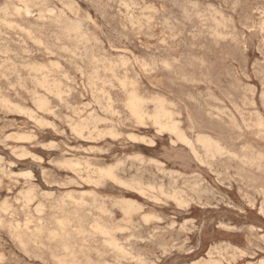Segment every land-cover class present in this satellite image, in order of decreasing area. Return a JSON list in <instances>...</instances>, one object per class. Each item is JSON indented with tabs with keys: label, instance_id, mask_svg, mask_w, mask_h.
<instances>
[{
	"label": "rangeland",
	"instance_id": "374dc122",
	"mask_svg": "<svg viewBox=\"0 0 264 264\" xmlns=\"http://www.w3.org/2000/svg\"><path fill=\"white\" fill-rule=\"evenodd\" d=\"M263 13L264 0H0V264H262Z\"/></svg>",
	"mask_w": 264,
	"mask_h": 264
},
{
	"label": "bare ground",
	"instance_id": "6f19581e",
	"mask_svg": "<svg viewBox=\"0 0 264 264\" xmlns=\"http://www.w3.org/2000/svg\"><path fill=\"white\" fill-rule=\"evenodd\" d=\"M45 1H46V0H45ZM92 1H93V0H92ZM108 1H110V0H108ZM23 2H24V1H23ZM27 2H28V1H27ZM49 2H50V1H49ZM51 2H52V1H51ZM24 3H25V2H24ZM45 3H46V2H45ZM69 3H70V2H69ZM27 4H28V3H27ZM28 5H29V4H28ZM28 5H27V6H28ZM125 5H126V4H125ZM133 5H134V4H133ZM4 6H5V5H4ZM37 6H38V5H37ZM42 7H43V6H42ZM98 7H99V6H98ZM139 7H140V6H139ZM196 7H197V6H196ZM6 8H8V7H6ZM19 8H20V7H19ZM26 8H27V7H26ZM46 8H47V7H46ZM55 8L57 9L56 6H55ZM99 8H100V7H99ZM122 8H123V7H122ZM124 8H125V7H124ZM15 9H16V7H15ZM20 9H21V8H20ZM27 9H28V8H27ZM52 9H53V8H52ZM97 9H98V8H97ZM16 10H18V9H16ZM21 10H22V9H21ZM129 10H130V9H129ZM22 11H23V10H22ZM47 11H48V10H47ZM126 11H128V10H126ZM207 11H208V10H207ZM51 12H52V11H51ZM51 12H50V13H51ZM103 12H104V11H103ZM132 12H134V11H132ZM2 14H3V13H2ZM17 14H18V13H17ZM63 14H64V13H63ZM86 14H87V13H86ZM103 14H104V13H103ZM183 14H184V13H183ZM204 14H205V13H204ZM212 14H213V13H212ZM263 14H264V13H263ZM218 15H219V14H218ZM5 16H6V15H5ZM87 16H88V15H87ZM195 16H196V15H195ZM216 16H217V15H216ZM263 16H264V15H263ZM66 17H67V16H65V17H63V18H66ZM137 17H138V16H137ZM187 17H188V16H187ZM261 17H262V16H261ZM42 18H43V17H42ZM212 18H213V17H212ZM66 19H68V18H66ZM0 20H1V19H0ZM39 20H40V19H39ZM49 20H50V19H49ZM166 20H168V19H166ZM166 20H164V21H166ZM54 21H55V20H54ZM187 21H188V20H187ZM223 21H224V20H223ZM262 21H263V19H262ZM135 22H136V21H135ZM167 22H168V21H167ZM55 23H56V22H55ZM57 23H58V22H57ZM58 24H59V23H58ZM63 24H64V23H63ZM63 24H62V25H63ZM205 24H206V23H205ZM13 25H14V23H13ZM74 25H75V23H74ZM223 25H224V24H223ZM260 25H261V24H260ZM260 25H259V26H260ZM60 26H61V25H60ZM68 26H69V25H68ZM70 26H71V24H70ZM70 26H69L68 28H70ZM72 26H73V24H72ZM75 26H76V25H75ZM77 26H79V25H77ZM84 26H86V25H84ZM168 26H169V25H168ZM218 26L220 27V25H218ZM221 26H222V25H221ZM58 27H59V26H58ZM73 27H74V26H73ZM94 27H95V26H94ZM215 27H216V26H215ZM59 28H60V27H59ZM82 28H83V27H82ZM163 28H164V27H163ZM221 28H223V27H221ZM77 29H78V28H77ZM23 30H24V29H23ZM26 30H27V29H26ZM58 30H60V29H58ZM74 31H75V30H74ZM95 31H96V30H95ZM123 31H124V30H123ZM126 31H127V30H126ZM169 31H171V30H169ZM28 32H29V31H28ZM69 32H70V31H69ZM71 32H72V31H71ZM75 32L77 33L78 31H75ZM79 32H82V31H79ZM116 32H117V30H116ZM121 32H122V31H121ZM131 32H132V31H131ZM133 32H134V31H133ZM179 32H180V31H179ZM212 32H213V31H212ZM2 33H3V32H2ZM217 33H218V32H217ZM259 33H260V31H259ZM131 34H132V33H131ZM206 34H207V33H206ZM29 35H30V34H29ZM32 35H33V34H32ZM73 35H74V34H73ZM79 35H80V34H79ZM88 35H89V34H88ZM117 35H118V34H117ZM119 35H120V34H119ZM146 35H147V34H145V36H146ZM2 36H4V35H2ZM30 36H31V35H30ZM77 36H78V35H77ZM85 36H86V35H85ZM96 36H98V35H96ZM122 36H123V35H122ZM152 36H153V35H152ZM188 36H189V35H188ZM212 36H213V35H212ZM224 36H225V35H224ZM17 37H18V36H17ZM72 37H73V36H72ZM98 37H99V36H98ZM115 37H116V36H115ZM215 37H216V36H215ZM76 38H77V37H76ZM81 38H82V36H81ZM83 38H84V36H83ZM93 38H94V37H93ZM126 38H127V37H126ZM150 38H151V37H150ZM68 39H69V38H68ZM74 39H75V37H74ZM79 39H80V38H79ZM79 39H78V40H79ZM88 39H89V38H88ZM152 39H153V38H152ZM38 40H39V39H38ZM93 40H94V39H93ZM125 40H126V39H125ZM5 41H6V40H5ZM35 41H36V40H35ZM56 42H57V41H56ZM75 42H77V41H75ZM91 42H92V41H91ZM95 42H96V41H95ZM5 43H6V42H5ZM14 43H15V42H14ZM80 43H81V42H80ZM89 43H90V42H89ZM98 43H99V42H98ZM263 43H264V42H263ZM25 44H26V43H25ZM42 44H43V43H42ZM90 44H91V43H90ZM112 44H113V43H112ZM129 44H130V43H129ZM177 44H178V43H177ZM6 45H7V44H6ZM14 45H15V44H14ZM17 45H18V44H17ZM19 45H20V44H19ZM38 45H39V44H38ZM88 45H89V44H88ZM36 46H37V44H36ZM44 46H45V45H44ZM93 46H94V45H93ZM113 46H114V45H113ZM191 46H192V45H191ZM4 47H5V46H4ZM26 47H27V46H26ZM40 47H41V46H40ZM65 47H66V46H65ZM94 47H95V46H94ZM123 47H124V46H123ZM13 48H14V47H13ZM75 48H76V47H75ZM91 48H93V47H91ZM9 49H10V48H9ZM9 49H8V50H9ZM47 49H48V48H47ZM78 49H79V48H77V50H78ZM81 49H82V48H81ZM6 50H7V49H6ZM21 50H22V49H21ZM97 50H98V49H97ZM2 51H3V50H2ZM9 51H10V50H9ZM47 51H48V50H47ZM66 51H67V50H66ZM102 51H103V50H102ZM3 52H4V51H3ZM22 52H23V51H22ZM70 52H71V51H70ZM78 52H79V51H78ZM96 52H97V51H96ZM23 53H24V52H23ZM34 53H35V52H34ZM68 53H69V52H68ZM71 53H72V52H71ZM146 53H147V52H146ZM159 55H160V54H159ZM27 56H28V55H27ZM79 56H80V55H79ZM91 56H92V55H91ZM152 56H153V55H152ZM76 57H77V55H76ZM120 57H122V56H120ZM85 58H86V57H85ZM91 58H92V57H91ZM91 58H90V59H91ZM104 58H105V57H104ZM127 58H128V57H127ZM158 58H159V57H158ZM99 59H100V58H99ZM117 59H118V58H117ZM155 59H156V58H155ZM92 60H93V59H92ZM121 60H122V59H121ZM153 60H154V59H153ZM162 60H163V59H162ZM3 61H4V60H3ZM11 61H12V60H11ZM21 61H22V60H21ZM50 61H51V60H50ZM94 61H95V60H94ZM123 61H124V60H123ZM141 61H142V59H141ZM174 61H175V60H174ZM34 62H35V61H34ZM48 62H49V61H48ZM88 62H89V61H88ZM120 62H121V61H120ZM128 62H129V61H128ZM128 62H127V63H128ZM130 62H131V61H130ZM151 62H152V61H151ZM5 63H6V62H5ZM96 63H97V62H96ZM99 63H100V62H99ZM103 63H104V62H103ZM137 63H138V61H137ZM14 64H15V63H14ZM28 64H30V63H28ZM39 64H40V63H39ZM39 64H38V65H39ZM124 64H125V63H124ZM151 64H152V63H151ZM164 64L167 65L165 62H164ZM202 64H204V63H202ZM34 65H35V64H34ZM41 65H42V64H41ZM49 65H50V64H49ZM54 65H56V64H54ZM102 65H103V64H102ZM115 65H116V64H115ZM139 65H140V64H139ZM146 65H147V64H146ZM42 66H43V65H42ZM56 66H57V65H56ZM98 66H99V65H98ZM122 66H123V65H122ZM122 66H121V67H122ZM163 66H164V65H163ZM26 67H27V66H26ZM103 67H104V66H103ZM131 67H132V66H131ZM13 68H14V67H13ZM17 68H18V67H17ZM17 68H16V69H17ZM30 68H31V66H30ZM34 68H36V67H34ZM38 68H40V67H38ZM41 68H42V67H41ZM52 68H53V67H52ZM56 68H57V67H56ZM56 68H55V69H56ZM154 68H155V67H154ZM168 68H169V67H168ZM5 69H6V68H5ZM5 69H4V70H5ZM80 69H81V68H80ZM112 69H113V67H112ZM143 69H144V68H143ZM145 69H146V68H145ZM165 69H167V68H165ZM1 70H2V69H1ZM6 70H7V69H6ZM20 70H21V69H20ZM25 70H26V69H25ZM30 70H31V69H30ZM44 70H45V69H44ZM169 70H170V69H169ZM40 71H41V70H40ZM46 71H47V70H46ZM94 71H95V70H94ZM98 71H99V70H98ZM105 71H106V70H105ZM144 71H145V70H144ZM7 72H8V71H7ZM31 72H32V71H31ZM50 72H51V71H50ZM50 72H49V74H50ZM150 72H151V71H150ZM16 73H17V72H16ZM96 73H97V72H96ZM17 74H18V73H17ZM19 74H20V73H19ZM34 74H35V73H34ZM45 74H46V73H45ZM80 74H81V73H80ZM93 74H94V73H93ZM98 74H99V73H98ZM28 75H29V74H28ZM32 75H33V74H32ZM262 75H263V74H262ZM6 76H7V75H6ZM6 76H5V77H6ZM16 76H17V75H16ZM16 76H15V77H16ZM43 76H45V75H43ZM66 76H67V75H66ZM95 76H96V75H95ZM17 77H19V76H17ZM33 77H34V76H33ZM36 77H37V76H36ZM244 77H245V76H244ZM7 78H8V77H7ZM29 78H30V77H29ZM46 78H47V77H46ZM53 78H54V77H53ZM53 78H52V79H53ZM92 78H93V77H92ZM203 78H204V77H203ZM31 79H32V78H31ZM41 79H42V78H41ZM50 79H51V78H50ZM103 79H105V78H103ZM245 79H246V78H245ZM35 80H36V79H35ZM67 80H68V79H67ZM105 80H106V79H105ZM30 81H31V80H30ZM33 81H34V80H33ZM37 81H38V80H37ZM44 81H45V80H44ZM87 81H88V80H87ZM23 82H24V81H23ZM25 82H26V81H25ZM25 82H24V83H25ZM123 82H124V81H123ZM260 82H261V81H260ZM8 83H9V82H8ZM35 83H36V82H35ZM41 83H42V82H41ZM46 83H47V82H46ZM50 83H51V82H50ZM50 83H49V84H50ZM52 83H53V82H52ZM81 83H82V82H81ZM88 83H89V82H88ZM118 83H119V82H118ZM133 83H134V82H133ZM44 84H45V83H44ZM53 84H54V83H53ZM61 84H62V83H61ZM107 84H108V83H107ZM122 84H123V83H122ZM11 85H12V84H11ZM33 85H34V84H33ZM37 85H38V84H37ZM50 85H51V84H50ZM54 85H56V84H54ZM59 85H60V83H59ZM59 85H58V86H59ZM102 85H103V84H102ZM112 85H113V84H112ZM112 85H111V86H112ZM12 86H13V85H12ZM15 86H16V85H15ZM21 86H22V85H21ZM26 86H27V85H26ZM39 86H40V85H39ZM41 86H42V85H41ZM90 86H91V85H90ZM118 86H119V84H118ZM132 86H133V85H132ZM122 87H123V86H122ZM3 88H4V87H3ZM8 88H9V87H8ZM13 88H14V87H13ZM22 88H23V87H22ZM22 88H21V89H22ZM32 88H33V87H32ZM44 88H45V87H44ZM44 88H43V90H44ZM52 88H53V87H52ZM90 88H91V87H90ZM110 89H111V88H110ZM112 89H113V87H112ZM132 89H133V88H132ZM24 90H25V89H24ZM58 90H59V89H58ZM63 90H64V89H63ZM90 90H91V89H90ZM12 91H13V90H12ZM60 91H61V90H60ZM92 91H93V90H92ZM98 91H99V90H98ZM98 91H97V93H98ZM207 91H209V90H207ZM15 92H16V91H15ZM15 92H14V93H15ZM52 92H53V91H52ZM52 92H51V93H52ZM60 93H62V92H60ZM63 93H64V92H63ZM130 93H131V92H130ZM130 93H129V94H130ZM6 94H7V93H6ZM93 94H94V93H93ZM101 94H102V93H101ZM132 94H134V95H135V99H137V98H136V94H135L134 91L132 92ZM132 94H131V95H132ZM35 95H36V94H35ZM56 95H57V93L55 94V96H56ZM91 95H92V94H91ZM126 95H127V94H126ZM131 95L128 96L129 99H130ZM18 96H19V95H18ZM42 96H43V95H42ZM102 96H103V95H102ZM0 97H1V96H0ZM43 97H45V96H43ZM91 97H92V96H91ZM109 97H110V96H109ZM133 97H134V96H133ZM198 97H199V96H198ZM252 97H253V96H252ZM32 98H33V97H32ZM106 98H107V96H106ZM131 98H132V97H131ZM36 99H37V98H36ZM39 99H40V98H39ZM92 99H93V98H92ZM101 99H102V98H101ZM133 99H134V98H133ZM133 99H131V100H133ZM138 99L141 101L140 97H139ZM2 100H3V99H2ZM58 100H59V99H58ZM97 100H98V99H97ZM102 100H103V99H102ZM142 100H143V99H142ZM163 100H164V99H163ZM246 100H247V99H246ZM5 101H6V100H5ZM39 101H40V100H39ZM46 101H47V100H46ZM49 101H50V100H49ZM108 101H109V99H108ZM140 101H139V103H140ZM217 101H218V100H217ZM30 102H31V101H30ZM105 102H106V101H105ZM112 102H113V101H112ZM115 102H116V101H115ZM128 102L130 103L131 101H128ZM141 102H142V101H141ZM143 102H144V100H143ZM159 102H160V101H158V103H159ZM161 102H162V101H161ZM161 102L159 103V106H162V103H161ZM218 102H219V101H218ZM243 102H245V101H243ZM36 103H37V102H36ZM107 103H108V102H107ZM116 103H117V102H116ZM145 103H146V102H145ZM148 103H149V102H148ZM151 103H152V102H151ZM158 103H157V104H158ZM251 103H252V102H251ZM16 104H17V103H16ZM32 104H33V103H32ZM39 104H40V103H39ZM42 104H43V102H42ZM42 104H41V105H42ZM46 104H47V103H46ZM100 104H101V103H100ZM130 104H131V105H130ZM130 104H129V106H131V108H132V109H130V112H131V110H132V111H134V113L137 112L136 115L138 114V112H139V114H140V109H139V108H141V107L139 106V104L137 103V101L133 100ZM160 104H161V105H160ZM164 104H165V103H164ZM3 105H4V104H3ZM18 105H20V104H18ZM85 105H86V104H85ZM127 105H128V104H127ZM140 105H142V104L140 103ZM144 105H145V104H144ZM155 105H156V103H155ZM230 105H231V104H230ZM1 106H2V105H1ZM5 106H6V105H5ZM38 106H39V105H38ZM69 106H70V105H69ZM172 106H173V105H172ZM245 106H246V105H245ZM251 106H252V105H251ZM251 106H250V107H251ZM12 107H13V106H12ZM12 107H11V108H12ZM42 107H43V105H42ZM42 107H41V108H42ZM89 107H90V106H89ZM101 107H102V106H101ZM157 107H158V106H157ZM5 108H6V107H5ZM71 108H72V107H71ZM128 108H129V107H128ZM142 108H143V107H142ZM154 108H155V107H154ZM160 108H161V107H160ZM18 109H19V108H18ZM18 109H17V110H18ZM43 109H44V108H43ZM47 109H48V108H47ZM66 109H67V108H66ZM86 109H88V108H86ZM108 109H109V108H108ZM164 109H165V108H164ZM164 109H163V110H164ZM4 110H5V109H4ZM6 110L8 111L7 108H6ZM17 110H16V111H17ZM53 110H54V109H53ZM83 110H84V109H83ZM83 110H82V111H83ZM101 110H102V109H101ZM155 110H156V108L154 109V111H155ZM157 110L160 111V109H158V108H157ZM163 110H162V111H163ZM226 110H227V109H226ZM32 111H33V110H32ZM41 111H42V110H41ZM44 111H45V110H44ZM78 111H79V110H78ZM103 111H104V109H103ZM143 111H144V110H143ZM162 111H161L159 114H161ZM167 111H168V110H167ZM214 111H215V110H214ZM243 111H244V110H243ZM13 112H14V111H13ZM52 112H53V111H52ZM105 112H106V111H105ZM141 112H142V111H141ZM164 112H166V110H164ZM164 112H163V113H164ZM239 112H240V111H239ZM252 112H253V111H252ZM254 112H255V111H254ZM44 113H46V112H44ZM50 113H51V111H50ZM72 113H74V111H72ZM78 113H79V112H78ZM81 113H82V112H81ZM81 113H80V115H81ZM88 113H90V112H88ZM145 113H146V112H145ZM154 113H155V115H156L157 111H155ZM154 113H153V114H154ZM167 113H169V112H167ZM167 113H166V114H167ZM14 114H15V113H14ZM33 114H34V113H33ZM33 114H32V115H33ZM76 114H77V113H76ZM132 114H133V112H132ZM146 114H147V113H146ZM149 114H150V113H149ZM157 114H158V113H157ZM159 114H158V115H159ZM113 115H114V114H113ZM120 115H121V114H119V116H120ZM134 115H135V114H134ZM136 115H135V117H136ZM141 115H142V113H141ZM144 115H145V114H143V118H142V116H141V118H142L141 120L144 119ZM155 115H154V116H155ZM161 115H162V114H161ZM167 115L169 116V114H167ZM138 116H140V115H138ZM148 116H149V115H148ZM152 116H153V115H152ZM152 116H151V119L153 118L152 120H154L153 122H155L157 119H154L155 117H152ZM159 116H160V115H159ZM159 116H158V117H159ZM163 116H164V115H163ZM168 116H167V117H168ZM171 116H172V115H171ZM171 116H170V117H171ZM213 116H215V115H213ZM94 117H95V116H94ZM96 117H97V116H96ZM146 117H147V116H146ZM156 117H157V115H156ZM158 117H157V118H158ZM167 117H166V118H167ZM260 117H261V116H260ZM53 118H54V117H53ZM69 118H70V117H69ZM88 118H89V116H88ZM161 118H162V117H161ZM161 118L159 117L158 119L161 120ZM217 118H218V117H217ZM243 118H244V117H243ZM243 118H242V119H243ZM29 119H30V117H29ZM34 119H35V118H34ZM81 119H82V118H81ZM103 119H104V118H103ZM137 119H140V118L138 117ZM149 119H150V118H149ZM164 119H165V118H164ZM171 119H172V118H171ZM256 119H257V118H256ZM68 120H69V119H68ZM85 120H86V119H85ZM99 120H100V119H99ZM162 120H163V119H162ZM165 120H167V119H165ZM168 120H169V123H168V124H170L171 121H170V119H168ZM13 121H14V120H13ZM31 121H32V120H31ZM69 121H71V120H69ZM86 121H87V120H86ZM96 121H97V120H96ZM36 122H37V124H38V121H36ZM46 122H47V121H46ZM72 122H73V121H72ZM82 122H83V121H82ZM82 122H81V123H82ZM101 122H102V120H101ZM101 122H100V123H101ZM105 122H106V121H105ZM113 122H114V121H113ZM156 122H157V121H156ZM158 122H159V121H158ZM158 122H157L156 124H158ZM165 122H167V121H165ZM173 122H174V121H173ZM244 122H246V121H244ZM247 122H249V121H247ZM74 123H75V122H74ZM171 123H172V122H171ZM254 123H255V122H254ZM43 124H44V123H43ZM52 124H53V123H52ZM96 124H98V123H96ZM104 124H105V123H104ZM160 124H161V123H160ZM160 124H159L158 126H161V125H162V124H161V125H160ZM251 124H252V123H251ZM258 124H259V123H258ZM258 124H257V125H258ZM80 125H81V124H80ZM163 125H165V123H163ZM172 125H173V124H172ZM43 126H44V125H43ZM46 126H47V125H46ZM70 126H71V125H70ZM81 126H82V125H81ZM84 126H85V125H84ZM86 126H87V125H86ZM90 126H91V125H90ZM165 126H166V125H165ZM165 126H163V127H165ZM169 126H170V125H169ZM173 126H174V125H173ZM175 126H176V125H175ZM247 126H248V125H247ZM259 126H260V125H259ZM16 127H17V126H16ZM50 127H51V126H50ZM95 127H96V126H95ZM178 127H179V126H178ZM69 128H70V127H69ZM112 128H113V127H112ZM161 128H162V127H161ZM161 128H160V129H161ZM70 129H71V128H70ZM83 129H85V128H83ZM86 129H87V128H86ZM105 129H106V128H105ZM107 129H108V128H107ZM162 129H163V128H162ZM179 129H180V128H179ZM251 129H252V128H251ZM256 129H257V128H256ZM95 130H96V129H95ZM95 130H94V131H95ZM97 130H98V129H97ZM101 130H102V129H101ZM170 130H171V129H170ZM173 130H175L174 127H173ZM173 130H172V133L174 132ZM245 130H246V129H245ZM26 131H27V130H26ZM81 131H82V129H81ZM107 131H108V130H107ZM115 131H116V130H115ZM155 131H156V130H155ZM176 131H177V130H176ZM237 131H238V130H237ZM61 132H62V130H61ZM63 132H64V131H63ZM88 132H89V131H88ZM257 132H258V131H257ZM81 133H82V132H81ZM176 133H177V132H176ZM12 134H13V133H12ZM71 134H72V133H71ZM93 134H94V133H93ZM119 134H120V133H119ZM174 134H175V133H174ZM180 134H181V133H180ZM180 134L177 133L178 136H179ZM182 134H183V132H182ZM261 134H262V133H261ZM19 135H20V134H19ZM27 135H28V134H27ZM96 135H97V134H96ZM96 135H95V137H97ZM175 135H176V134H175ZM177 135H176V137H177ZM199 135H200V134H199ZM201 135H202V134H201ZM24 136H25V135H24ZM75 136H76V134H75ZM104 136H105V135H104ZM181 136H182V135H180V137H181ZM260 136H261V135H260ZM7 137H8V136H7ZM15 137H16V135H15ZM28 137H29V135H28ZM33 137H34V136H33ZM80 137H81V136H80ZM80 137H79V138H80ZM131 137H132V136H131ZM183 137H184V134H183ZM197 137H198V136H197ZM204 137H205V136H204ZM257 137H258V136H257ZM8 138H9V137H8ZM29 138H30V137H29ZM77 138H78V137H77ZM87 138H88V137H87ZM11 139H12V138H11ZM25 139H27V136H26ZM90 139H92L91 136H90ZM177 139L179 140V137H178ZM202 139H204V138H202ZM262 139H263V138H262ZM23 140H24V139H23ZM34 140H35V139H34ZM93 140H94V139H93ZM98 140H99V139H98ZM184 140H185V139H184ZM186 140H187V139H186ZM32 141H33V140H32ZM139 141H140V140H139ZM181 141H182V140H181ZM209 141H210V140H209ZM209 141H208V142H209ZM213 141H214V140H213ZM177 142H178V141H177ZM183 142H184V141H183ZM172 144H173V143H172ZM189 144H190V143H189ZM208 144H209V143H208ZM192 145H193V144H192ZM204 145H205V144H204ZM213 145H214V144H213ZM210 146H211V145H210ZM216 146H217V145H216ZM189 147H190V146H189ZM203 147H204V146H203ZM213 147H214V146H213ZM215 149H216V148H215ZM218 149H219V148H218ZM253 149H254V148H253ZM22 150H23V149H22ZM191 150H193V149H191ZM191 150H190V151H191ZM263 150H264V149H263ZM20 151H21V150H20ZM93 151H95V150H93ZM207 151H208V150H207ZM214 151H215V150H214ZM214 151H213V152H214ZM12 152H13V151H12ZM12 152H11V153H12ZM27 152H28V151H27ZM205 152H206V151H205ZM213 152H212V153H213ZM24 153H25V151H24ZM64 153H65V152H64ZM206 153H207V152H206ZM208 153H209V152H208ZM17 154H18V153H17ZM252 154H253V153H252ZM21 155H23V154H21ZM72 155H73V154H72ZM213 155H214V154H213ZM260 155H261V153H260ZM17 156L20 157L19 155H17ZM35 156H36V155H35ZM236 156H237V155H236ZM212 157H213V156H212ZM88 158H89V157H88ZM138 158H139V156H138ZM142 158H143V157H142ZM209 158H210V157H209ZM68 159H69V158H68ZM76 159H77V158H76ZM86 159H87V158H86ZM91 159H92V158H91ZM239 159H240V158H239ZM3 160H5V159H3ZM72 160H73V159H72ZM126 160H127V159H126ZM174 160H175V159H174ZM213 160H214V159H213ZM240 160H241V159H240ZM33 161H35V160H33ZM241 161H242V160H241ZM56 162H57V161H56ZM60 162H61V161H60ZM65 162H66V161H65ZM77 162H78V160H77ZM81 162H82V161H81ZM81 162H80V163H81ZM142 162H143V161H142ZM153 162H154V161H153ZM245 162H246V161H245ZM249 162H250V161H249ZM0 163H1V162H0ZM62 163H63V162H62ZM67 163H68V161H67ZM71 163H72V162H71ZM140 163H141V162H140ZM55 164H56V163H55ZM58 164H59V163H58ZM122 164H123V163H122ZM158 164H160V163H158ZM252 164H253V163H252ZM60 165H61V164H60ZM88 165H89V164H88ZM119 165H120V164H119ZM123 165H124V164H123ZM154 165H156V164L154 163ZM244 165H246V164H244ZM91 166H92V165H91ZM157 166H158V165H157ZM250 166H251V165H250ZM66 167H67V166H66ZM96 167H97V166H96ZM155 167H156V166H155ZM64 168H65V167H64ZM78 168H79V167H78ZM78 168H77V169H78ZM109 168H110V167H109ZM111 168H112V166H111ZM115 168H116V167H115ZM65 169H66V168H65ZM65 169H64V170H65ZM117 169H118V168H117ZM160 169H161V168H160ZM160 169H159V171H160ZM80 171H81V170H80ZM87 171H88V170H87ZM106 171H107V170H106ZM106 171H104V173H102V174H100L101 172H99V174H98L99 177L102 176L103 174L105 175V174H106V173H105ZM159 171H158V172H159ZM112 172H113V171H112ZM160 172H161V171H160ZM165 172H166V171H165ZM0 173H1V172H0ZM108 173H111V172L108 171ZM136 173H137V172H136ZM163 173H164V172H163ZM171 173H172V172H171ZM3 174H4V173H3ZM26 174H27V173H26ZM75 174H76V173H75ZM88 174H89V173H88ZM173 174H174V172H173ZM176 174H177V173H176ZM7 175H8V174H7ZM27 175L31 176V174H27ZM108 175H109V174H108ZM108 175H106V176H107V177H110V176H111V175H109V176H108ZM112 175H113V174H112ZM179 175H180V174H179ZM13 176H14V175H13ZM86 176H87V175H86ZM96 176H97V175H96ZM24 177H25V176H24ZM76 177H77V176H76ZM87 177H88V176H87ZM103 177H104V176H103ZM103 177H101V178H103ZM177 177H178V176H177ZM7 178H8V177H7ZM20 178H21V177H20ZM26 179H27V178H26ZM62 179H63V178H62ZM103 179H104V178H103ZM11 180H12V179H11ZM68 180H69V179H68ZM71 180H72V179H71ZM96 180H97V179H96ZM98 180H99V179H98ZM120 180H121V179H120ZM16 181H17V179H16ZM83 181H84V180H83ZM90 181H91V180H90ZM129 181H130V180H129ZM138 181H139V180H138ZM113 182H114V180H113ZM133 183H135V182L133 181ZM52 184H53V183H52ZM59 184H60V183H59ZM61 184H62V183H61ZM64 184H65V183H64ZM66 184H67V183H66ZM66 184H65V185H66ZM96 184H97V183H96ZM99 184H100V182H99ZM103 184H104V183H103ZM175 184H176V183H175ZM71 185H72V184H71ZM75 185H76V184H75ZM90 185H92V184H90ZM116 185H117V184H116ZM123 185H124V184H123ZM135 185H136V184H135ZM147 186H148V185H147ZM62 187H63V186H62ZM64 187H65V186H64ZM66 187H67V186H66ZM80 187H81V186H80ZM161 189H163V187H162ZM176 189H177V188H176ZM31 190H32V188H31ZM138 190H139V189H138ZM147 190H148V189H147ZM27 191H28V190H27ZM162 191H163V190H162ZM173 191H174V190H173ZM21 193H22V192H21ZM31 193H32V192H31ZM88 193H89V192H88ZM90 193H91V192H90ZM93 193H94V192H93ZM137 193H138V191H137ZM151 193H152V192H151ZM28 194H30V191H29ZM44 194H45V193H44ZM69 194H70V193H69ZM143 194H144V192H143ZM175 194H176V193H175ZM19 195H20V194H19ZM31 195H32V194H31ZM50 195H52V194H50ZM84 195H85V194H84ZM90 195H91V194H90ZM147 195H148V194H147ZM172 195H173V194H172ZM181 195H182V194H181ZM21 196H22V195H21ZM25 196H26V195H25ZM29 196H30V195H29ZM32 196H33V195H32ZM42 196H44V195H42ZM47 196H49V194H48ZM47 196H46V197H47ZM178 196H179V195H178ZM178 196H177V197H178ZM27 197H28V196H27ZM153 197H154V196H153ZM156 197H157V196H156ZM164 197H165V196H164ZM246 197H247V196H246ZM8 198H9V197H8ZM13 198H14V197H13ZM21 198H22V197H21ZM67 198H68V197H67ZM148 198H150V197H148ZM175 198H176V197H175ZM25 199H26V197H25ZM64 199H65V198H64ZM72 199H73V198H72ZM101 199H102V197H101ZM117 199H118V198H117ZM154 199H155V198H154ZM160 199H161V198H160ZM168 199H169V198H168ZM189 199H190V198H189ZM32 200H33V199H32ZM65 200H66V199H65ZM157 200H158V198H157ZM166 200H167V199H166ZM13 201H14V200H13ZM82 201H83V200H82ZM113 201H114V200H113ZM179 201H180V200H179ZM22 202H24V201H22ZM101 202H102V201H101ZM155 202H156V201H155ZM157 202H158V201H157ZM160 202H161V200H160ZM192 202H193V201H192ZM2 203H3V202H2ZM5 203H6V202H5ZM11 203H12V202H11ZM15 203H16V202H15ZM61 203H62V202H61ZM65 203H66V202H65ZM75 203H76V202H75ZM96 203H97V202H96ZM180 203H181V201H180ZM3 204H4V203H3ZM3 204H2V205H3ZM80 204H81V203H79V205H80ZM187 204H188V203H187ZM29 205H30V204H29ZM123 205H124V204H123ZM125 205H126V204H125ZM177 205H178V204H177ZM11 206H12V205H11ZM22 206H23V205H22ZM43 206H45V205H43ZM53 206H54V205H53ZM82 206H83V205H82ZM90 206H91V205H90ZM94 206H95V205H94ZM100 206H101V205H100ZM182 206H184V205L182 204ZM201 206H202V205H201ZM7 207H8V206H7ZM1 208H2V207H1ZM4 208L6 209V207H4ZM12 208H13V207H12ZM36 208H37V207H36ZM98 208H99V207H98ZM5 209H4V210H5ZM10 209H11V207H10ZM22 209H23V208H22ZM53 209H54V208H53ZM102 209H103V208H102ZM105 209H106V208H105ZM125 209H126V208H125ZM132 209H133V208H132ZM132 209H131V210H132ZM4 210H2V211H4ZM57 210H58V209H57ZM62 210H63V209H62ZM62 210H61V213H62ZM11 211L13 212L12 209H11ZM22 211H23V210H22ZM53 211H55V210H53ZM101 211H102V210H101ZM109 211H110V210H109ZM36 212H37V211H36ZM74 212H75V211H74ZM80 212H81V210H80ZM98 212H99V211H98ZM75 213H76V212H75ZM25 214H26V213H25ZM43 214H44V213H43ZM76 214H77V213H76ZM76 214H75V215H76ZM87 214H88V213H87ZM105 214H107V213H105ZM29 215L31 216V214H29ZM29 215H28V216H29ZM40 215H41V214H40ZM110 215H111V214H110ZM146 215H147V214H146ZM13 216H14V213H13ZM24 216H25V215H24ZM38 216H39V215H38ZM89 216H90V215H89ZM147 216H148V215H147ZM36 217H37V216H36ZM53 217H54V216H53ZM71 217H72V216H71ZM139 217H140V216H139ZM152 217H153V216H152ZM155 217H156V216H155ZM32 218H33V217H32ZM60 218H61V217H60ZM62 218H63V217H62ZM64 218H65V217H64ZM66 218H67V217H66ZM109 218H110V217H109ZM25 219H26V218H25ZM75 219H76V218H75ZM80 219H81V218H80ZM98 219H99V218H98ZM43 220H45V219H43ZM49 220H50V219H49ZM155 220H156V219H155ZM158 220H159V219H158ZM38 221H39V220H38ZM41 221H42V220H41ZM63 221H64V220H63ZM63 221H62V222H63ZM67 221H69V220L67 219ZM67 221H65V222H67ZM141 221H142V220H141ZM54 222H55V221H54ZM58 222H59V221H58ZM62 222H61V224H62ZM94 222H96V220H95ZM150 222H151V221H150ZM159 222H160V221H159ZM5 223H6V222H5ZM12 223H13V222H12ZM48 223H49V222H48ZM63 223H64V222H63ZM67 223H68V222H67ZM67 223H65L66 225H65V224H64V225L67 226ZM71 223H72V222H71ZM35 224H36V223H35ZM55 224H56V222H55ZM58 224H60V223H58ZM95 224H96V223H95ZM104 224H105V223H104ZM6 225H8V224H6ZM6 225H5V226H6ZM30 225H31V224H30ZM33 225H34V224H33ZM42 225H43V224H42ZM42 225H41V226H42ZM49 225H51V224H49ZM52 225H53V224H52ZM92 225H93V224H92ZM146 225H147V224H146ZM174 225H175V224H174ZM1 226H2V225H1ZM1 226H0V227H1ZM59 226L62 227L63 225H59ZM65 226H64V227H65ZM69 226H70V225H69ZM97 226H99V225L97 224ZM97 226L95 225L94 228L96 227V229L98 230ZM100 226H101V224H100ZM8 227H10V226H8ZM101 227H102V226H101ZM111 227H112V226H111ZM43 228H44V227H43ZM62 228H63V227H62ZM66 228H68V227H66ZM66 228H65V229H66ZM106 228H108V227H106ZM106 228H104V230H106ZM112 228H113V227H112ZM114 228H115V227H114ZM119 228H120V227H119ZM119 228H118V229H119ZM121 228H122V227H121ZM168 228H169V227H168ZM170 228H171V227H170ZM10 229H11V228H10ZM22 229H23V228H22ZM40 229H41V228H40ZM45 229H46V227H45ZM59 229H61V228L58 227V231H60ZM125 229H126V228H125ZM8 230H9V229H8ZM54 230H55V229H54ZM74 230H75V229H74ZM100 230H103V229L101 228V229H99V231H100ZM104 230H103V232L105 233ZM109 230H111V229H109ZM13 231H14V230H13ZM40 231H42V229H41ZM43 231H45V230H43ZM43 231H42V232H43ZM58 231H57V232H58ZM62 231H63V233H65V232L67 233V232H68V231H64V230H62ZM81 231H82V230H81ZM107 231H108V230H107ZM128 231H129V230H128ZM8 232H9V231H8ZM21 232H22V230H21ZM26 232H29V231H26ZM38 232H39V231H38ZM42 232H41V233H42ZM46 232H47V231H46ZM79 232H80V231H79ZM92 232H93V231H92ZM95 232H97V231H95ZM103 232H102V233H103ZM119 232H120V231H119ZM16 233H17V232H16ZM29 233H30V232H29ZM41 233H40V234H41ZM50 233H51V232H50ZM54 233H56V232H54ZM66 233H65V235H66ZM77 233H78V232H77ZM98 233H100V232H98ZM104 233H103V234H104ZM112 233H114V232H111V234H112ZM37 234H38V233H37ZM47 234H48V233H47ZM73 234H75V233H73ZM83 234L85 235V233H83ZM93 234H94V233H93ZM18 235H19V234H18ZM31 235H32V233H31ZM59 235H60V234H59ZM88 235H89V234H88ZM106 235H108V234L105 233V236H106ZM109 235H110V233H109ZM29 236H30V235H29ZM36 236H37V235H36ZM53 236H54V235H53ZM80 236H81V235H80ZM82 236H83V235H82ZM91 236H93V235L91 234ZM100 236H101V235H100ZM111 236H114V234L111 235ZM131 236H133V235H131ZM10 237H11V236H10ZM20 237H21V235H20ZM48 237H49V236H48ZM54 237H55V236H54ZM72 237H73V236H72ZM78 237H79V236H78ZM103 237H104V236H103ZM58 238H60V237L58 236ZM69 238H70V237H69ZM107 238H108V237H107ZM109 238H110V236H109ZM112 238H113V237L110 238V239H111L110 241H113L112 244L115 245V242H114L115 239L113 238V240H112ZM116 238H117V237H116ZM10 239H11V238H10ZM20 239L22 240V238H19V240H20ZM33 239H35V238H33ZM39 239H40V238H39ZM36 240H37V239H35V241H36ZM54 240H55V239H54ZM108 240H109V239H107V243H108ZM126 240H127V239H126ZM139 240H140V238H139ZM64 241H65V240H64ZM115 241H116V240H115ZM17 242H18V241H17ZM48 242H50V241H48ZM67 242H68V241H67ZM74 242H75V241H74ZM116 242H117V241H116ZM127 242H128V241H127ZM50 243H51V242H50ZM109 243L111 244V242H109ZM117 243H119V241H118ZM26 244H27V242H26ZM41 244H42V243H41ZM74 244H75V243H74ZM110 244H109V246H110ZM117 245H118V244H117ZM21 246H22V245H21ZM36 246H37V245H36ZM36 246H35V247H36ZM39 246H40V245H39ZM61 246H62V245H61ZM63 246H64V245H63ZM67 246H68V245H67ZM111 246H112V245H111ZM115 246H116V245H115ZM69 247H70V244H69ZM69 247H68V248H69ZM112 247L114 248V246H112ZM22 248H23V247H22ZM24 248H25V247H24ZM68 248H67V249H68ZM109 248H111V247H109ZM113 248H112V249H113ZM118 248H119V247H118ZM214 248H215V247H214ZM44 249H45V248H44ZM85 249H86V247H85ZM116 249H117V247H116ZM34 250H35V249H34ZM38 250H39V249H38ZM63 250H64V249H63ZM65 250H66V247H65ZM113 250H114V249H113ZM122 250H123V249H122ZM122 250L119 251V252L121 253ZM238 250H239V249H238ZM40 251H41V250H40ZM68 251H69V249H68ZM68 251H67V252H68ZM88 251H89V250H88ZM48 252H49V251H48ZM62 252H63V251H62ZM94 252H95V250H94ZM97 252H98V251H97ZM119 252H118V253H119ZM65 253H66V252H65ZM127 253H128V252H127ZM34 254H35V253H34ZM70 254H71V253H70ZM72 254H73V253H72ZM78 254H79V253H78ZM82 254H83V253H82ZM72 256H73V255H72ZM126 256H127V255H126ZM210 256H211V255H210ZM63 257H64V256H63ZM66 257H67V256H66ZM231 257H232V256H231ZM34 258H35V257H34ZM51 258H52V256H51ZM53 258H54V257H53ZM59 258L62 259V257H59ZM73 258H74V257H73ZM261 258H262V257H261ZM37 259H38V258H37ZM39 259H40V258H39ZM61 259H60V262H62ZM63 259H65V257H64ZM66 259H67V258H66ZM117 259H118V258H117ZM137 259H138V258H137ZM58 260H59V259H58ZM58 260H57V261H58ZM75 260H77V259H75ZM73 261H74V260H71V262H73ZM261 261H263V260H261ZM71 262H70V263H71ZM74 262H76V261H74ZM2 263H3V262H2ZM70 263H69V264H70ZM77 263H78V262H77ZM87 263H88V262H87ZM92 263H93V262H92ZM106 263H107V262H106ZM57 264H59V263H57ZM60 264H62V263H60ZM66 264H67V263H66ZM72 264H73V263H72ZM78 264H79V263H78ZM192 264H193V263H192ZM195 264H196V263H195ZM203 264H212V263H211V260H210V261H207V260H206V262L203 263ZM213 264H215V263L213 262ZM246 264H247V263H246ZM262 264H264V262H263Z\"/></svg>",
	"mask_w": 264,
	"mask_h": 264
}]
</instances>
